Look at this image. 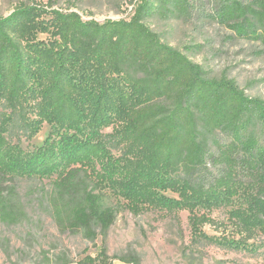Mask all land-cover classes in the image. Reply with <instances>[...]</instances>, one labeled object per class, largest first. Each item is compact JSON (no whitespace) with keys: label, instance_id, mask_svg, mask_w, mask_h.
I'll list each match as a JSON object with an SVG mask.
<instances>
[{"label":"rangeland","instance_id":"rangeland-1","mask_svg":"<svg viewBox=\"0 0 264 264\" xmlns=\"http://www.w3.org/2000/svg\"><path fill=\"white\" fill-rule=\"evenodd\" d=\"M27 1L0 0V16ZM33 1L97 21L129 19L142 3ZM217 1L186 0L185 10L179 1L175 7V0H151L142 19L162 42L198 64L205 79L226 78L246 95L264 98V44L241 38L230 23L211 19ZM234 1L246 8L251 0ZM125 73L131 80L129 99L146 100L138 89L145 77L132 65ZM36 95L23 87L17 97L10 92L0 97V132L11 144V154L36 159L67 151L69 145L89 144L97 156L44 174L0 171V264H77L101 261L102 254L116 264H264V227L251 223L244 210L254 187L247 171L234 176L210 160L219 154L218 146L233 140L223 125L198 115L208 159L196 165L176 162L171 180L158 182L151 178L156 167L149 156L152 145L137 147L107 106L87 100L78 107V120L67 126L46 116ZM152 104L167 110L173 106L170 96ZM245 126L256 138L253 150L264 153L262 128L252 118ZM221 172L231 178L232 197L208 207L195 203L193 188H207ZM91 197L95 206L88 201Z\"/></svg>","mask_w":264,"mask_h":264},{"label":"trees","instance_id":"trees-1","mask_svg":"<svg viewBox=\"0 0 264 264\" xmlns=\"http://www.w3.org/2000/svg\"><path fill=\"white\" fill-rule=\"evenodd\" d=\"M178 1L184 3L185 10L189 7L186 0H175V7ZM150 3L142 0L140 10L126 20L84 19L75 10L48 8L33 0L0 16V97L7 92L17 97L23 87H29L36 91L46 116L67 126L78 120V107L87 100L99 108L107 106L137 147L152 145L149 156L156 167L151 178L158 182L170 179L176 162L185 159L196 165L208 159L198 125V115H203L234 135L233 140L217 147L219 154L210 160L228 167L234 176L247 171L254 187L244 210L251 223L263 228L264 153L253 150L256 138L246 132L245 125L252 118L264 131V98L246 95L226 78L205 79L198 64L162 42L144 23L142 14ZM244 6L234 0L222 4L218 0L209 16L230 23L241 38L264 44V0H251ZM128 65L146 79L138 86L146 94L142 102L135 103L127 96L131 84L125 73ZM162 96H170V110L152 104ZM71 147L58 154L25 159L11 154V144L0 132V171L44 174L97 156L92 145ZM230 179L228 173L221 172L207 188L195 186V203L208 207L222 199L228 201L233 195ZM169 183L166 181L168 187ZM88 201L96 205L94 197ZM102 255L101 261L77 264L112 263Z\"/></svg>","mask_w":264,"mask_h":264},{"label":"crops","instance_id":"crops-1","mask_svg":"<svg viewBox=\"0 0 264 264\" xmlns=\"http://www.w3.org/2000/svg\"><path fill=\"white\" fill-rule=\"evenodd\" d=\"M70 264H74V263H70ZM111 264H116V262H114V263H111Z\"/></svg>","mask_w":264,"mask_h":264}]
</instances>
